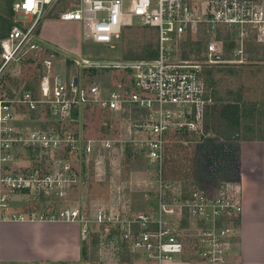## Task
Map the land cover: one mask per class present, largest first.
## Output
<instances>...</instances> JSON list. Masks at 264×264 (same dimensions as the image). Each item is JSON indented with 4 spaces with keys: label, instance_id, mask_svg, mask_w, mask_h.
I'll list each match as a JSON object with an SVG mask.
<instances>
[{
    "label": "built area",
    "instance_id": "built-area-1",
    "mask_svg": "<svg viewBox=\"0 0 264 264\" xmlns=\"http://www.w3.org/2000/svg\"><path fill=\"white\" fill-rule=\"evenodd\" d=\"M17 1L16 16L26 20L13 22L0 39V82L6 77L21 80L23 65L33 60L41 62L42 72L36 94L18 80L0 94V195L7 190L32 191L36 182H41L45 193L51 188V173L43 175L33 168L25 171L16 162L21 151L23 157L38 153L54 159L62 142L55 131L31 129L32 115L44 110L56 122L65 123L87 110L116 114L128 122L127 131L134 137L138 153L156 168L159 199L155 216L139 215L119 222L123 225V241L141 257L135 264H163L183 258L185 244L178 233L183 229L177 227L183 215L200 221L191 235L196 246L194 264H225L235 230L233 224L225 223L240 215L239 189L225 184L210 191L194 189L185 197L187 193L180 186L163 178L162 164L169 135H198L205 130V115L213 99L203 81L204 69L241 64L245 48L264 45V0ZM58 7L62 10L58 12L60 21L82 26L81 40L85 44L110 46L123 30L135 26L154 30L156 57L134 61L128 66V79L112 86L83 81L76 75L63 74L65 70L58 74L56 54L43 57L45 50L38 37L42 22ZM194 43H203L204 51L199 56L183 57V48ZM227 48L235 58H224ZM79 60L74 63L79 65ZM14 67H19V74L12 72ZM110 144L107 141L101 148L111 149ZM96 147L88 141L83 147L86 157ZM39 172L42 181L34 179ZM61 172L60 163L54 162L53 175H63ZM76 217L73 211L60 213L65 220ZM118 221L110 218V223Z\"/></svg>",
    "mask_w": 264,
    "mask_h": 264
},
{
    "label": "rangeland",
    "instance_id": "rangeland-1",
    "mask_svg": "<svg viewBox=\"0 0 264 264\" xmlns=\"http://www.w3.org/2000/svg\"><path fill=\"white\" fill-rule=\"evenodd\" d=\"M16 3L17 0H0V34L8 23L26 20L24 16H16ZM56 10L54 15L42 22L38 37L45 50L43 57L56 54L55 71L58 74L65 70L63 74L76 75L83 81L112 86L128 79V66L138 61L135 58L149 51V48L156 50L155 31L141 26L123 30L110 46L91 42L85 44L81 40L82 26L60 21L58 12L62 10L59 7ZM224 58H235L230 48L226 49ZM79 59L88 62L84 64ZM243 59L241 64L213 65L212 73L206 79L203 76L206 89L216 103L208 129L205 128L198 135L173 133L168 136L162 164L163 178L180 186L187 193L185 197L198 188L200 182L196 180L210 182L232 178L229 169L222 164L219 168L221 160L218 151L225 153L228 149L225 144L217 146L221 141L214 133V126L218 127L220 120H231L234 125L237 124L238 138L241 140L264 139V45L248 46ZM76 60H79V65L74 63ZM83 65L88 67L84 69ZM13 69L12 72L19 74V67ZM41 72L40 61L25 63L21 80L15 77L1 80L0 94L10 89L17 80L23 87L28 85L36 94ZM128 125L125 118L101 113L97 109L82 111L65 123L56 122L44 110L32 115L29 122L31 129L55 131L62 142L54 159L38 153L23 157L21 151L16 162L25 171L33 168L42 171L43 175L51 173V188L45 193L39 186L41 182H36L32 191H3L0 195L3 199L0 202V215L7 217L19 213L30 217L39 213L57 219L60 213L73 211L77 213L75 220L85 226L87 247L90 248L86 264H135L141 260L123 241V225L119 222L126 218L132 220L139 215L155 216L153 213L157 211L159 194L155 164L138 153L134 137L128 134ZM221 130L229 131L225 126ZM88 141H93L97 147L86 157L83 147ZM107 141L111 142V149L101 148ZM54 162L60 163L63 175H53ZM42 173L39 172L34 179L42 181ZM224 185L214 184L212 188ZM110 218L119 221L110 223ZM228 220L232 223L226 225L234 222L236 225L235 217ZM199 223L196 218L189 215L184 218L183 215V220L177 226L183 229L178 232L185 244L182 259L190 264L197 259L191 235L196 232Z\"/></svg>",
    "mask_w": 264,
    "mask_h": 264
},
{
    "label": "crops",
    "instance_id": "crops-1",
    "mask_svg": "<svg viewBox=\"0 0 264 264\" xmlns=\"http://www.w3.org/2000/svg\"><path fill=\"white\" fill-rule=\"evenodd\" d=\"M221 144L228 149L218 151L219 168L229 169L232 178L196 180L197 189L210 191L220 183L239 187L241 212L233 223L234 241L225 264H264V141H221L217 146ZM75 219L0 215V264H86L90 248L85 226ZM163 264L190 263L177 257Z\"/></svg>",
    "mask_w": 264,
    "mask_h": 264
},
{
    "label": "trees",
    "instance_id": "trees-1",
    "mask_svg": "<svg viewBox=\"0 0 264 264\" xmlns=\"http://www.w3.org/2000/svg\"><path fill=\"white\" fill-rule=\"evenodd\" d=\"M11 24H12V22L7 24L6 29L3 30V33L0 34L1 35L0 39L3 38L7 34L8 29L11 26ZM225 39L227 40V37H225ZM149 49H150L149 51L145 52L144 54H142L141 56H139L138 58H135V59L136 60H146V59L155 58L156 57V51L154 49H151V48H149ZM183 50H186V51H183V53H182L183 57L188 56L190 54H195L196 56H199V54L201 53V50H202V43H194V44H190L189 46L187 45V47L185 46V48H183ZM211 73H212L211 67L205 68L203 71L204 78L206 79V77L209 76ZM6 80L11 81L10 79H6ZM26 88L29 89L28 85H26ZM215 104L216 103H214V101H213L212 105L210 106L208 112L205 115V117H206L205 128L206 129H208L209 121H211V118L214 115ZM220 121H221L220 122L221 124L218 127L214 126V133L217 134L218 141H240L241 140L240 138H238V125L237 124L234 125L232 123L233 121H231V120H228L227 122H225L223 120H220ZM224 126L229 130L228 132H223L221 130L222 127H224ZM224 134H227V135H224ZM260 140L264 141V139H260ZM236 224H237V221H236Z\"/></svg>",
    "mask_w": 264,
    "mask_h": 264
}]
</instances>
